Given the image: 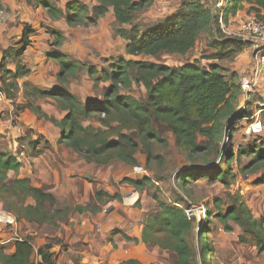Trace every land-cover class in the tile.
Wrapping results in <instances>:
<instances>
[{"label":"trees","instance_id":"trees-1","mask_svg":"<svg viewBox=\"0 0 264 264\" xmlns=\"http://www.w3.org/2000/svg\"><path fill=\"white\" fill-rule=\"evenodd\" d=\"M94 1L91 16H88L87 5L77 0L67 2L63 8L49 0H32L30 6L43 9L51 20H63L69 27L94 25L111 10L117 25L114 33L126 43L127 56L154 57L163 52L184 56L199 41L200 59L211 63L207 67L199 66L196 62L169 67L119 58L111 63L109 72L99 73L93 67L87 68L93 88L100 81L109 83L99 99L90 98L82 103L65 87L59 86L58 89L47 92L26 82L21 87L23 101L14 106L15 113L28 110L38 120L57 127L60 131L58 144L65 145L86 163L103 166L117 160L129 167L138 164L136 155L139 148L146 156L151 157L152 144L164 143L161 138L162 130L171 134L175 146L189 153L199 154L214 147L221 139L222 132L233 121L245 117L248 119L249 114L245 108L238 106L241 90L235 83L237 74L212 62L232 61L248 47V43L242 39L222 32L220 16L222 26L228 30V18L242 10V3H247L250 5L247 13L253 14L264 24V14H261L264 0H228L215 13L200 0H176L178 8L175 13L145 30L134 24L135 15L151 6L153 0ZM31 31L24 27V37L20 40L19 47L10 53L9 60L15 64V69L11 71L6 68L5 56L0 62V93L5 100H15L20 90L18 82L29 74V70L18 63V58L29 46L25 34ZM45 31L56 47L66 40L53 29L45 28ZM46 57L58 66L56 77L62 83L68 82L67 79L79 69L78 65L57 52H49ZM132 83H140L144 87L143 102L120 93L121 88L128 89ZM39 99L53 101L65 115L61 120H56L43 113L35 104ZM228 118L229 121H226ZM84 122L90 124L84 126ZM198 138L206 139V143H199ZM228 139L227 144L222 147V168H207L193 173L179 171L175 175V182L181 186L199 180L219 182L228 190L235 179L230 163L239 162L241 156L245 155L249 162L245 166H238L237 173L245 176L248 172H259L254 184H264V137L258 139V145L244 151L238 149L235 153L231 134ZM34 144L30 143L32 147ZM20 167L21 164L13 155L0 153V208H4L14 218L15 225L24 223L56 227L70 214H95L101 211L100 205L104 202L121 200L118 194L110 195L99 189L94 194V205L62 206L53 194L33 187L29 179L13 178L8 181L7 173H17ZM121 182L138 192L144 186L154 185L147 176L140 179L125 177ZM151 198L156 202L158 210L142 217L140 238L130 239L124 236L125 239L134 244H150L160 250L170 251L176 256L175 264H194L189 244L195 239L199 260L203 264L207 252H212L208 242L211 228L207 217L210 212L206 209L205 217L196 222L195 218L186 217L182 202L168 204L155 193L151 194ZM226 200V204L220 199L213 201L216 209L214 219L226 233L232 231L229 222L234 223L241 231L238 241L252 244L258 255L264 253V219L253 218L238 192H227ZM139 201L135 202L134 207L139 206ZM222 206L226 207L222 209ZM34 241L30 235L23 238L16 235L14 252L7 255L0 251V264H56V256L51 248L60 244V240L51 238L44 243ZM99 264L110 263L106 257ZM118 264L141 263L136 259H129Z\"/></svg>","mask_w":264,"mask_h":264},{"label":"rangeland","instance_id":"rangeland-1","mask_svg":"<svg viewBox=\"0 0 264 264\" xmlns=\"http://www.w3.org/2000/svg\"><path fill=\"white\" fill-rule=\"evenodd\" d=\"M49 1L52 2V4H56L60 8H63L67 2L73 0ZM77 1L87 5L88 16H91V9L95 5V1ZM172 2L173 1L171 0H153L151 6L136 13L134 24L141 30L149 29L150 27L158 24L161 16L163 15L161 11H163L165 7L167 9H171L174 6ZM45 17L50 20V26H47L46 23H40V25H38L35 29L42 30L43 32H45V28L53 29L66 38L61 45L56 47L53 45V39L46 34L49 37L46 45L47 53L57 52L66 56L68 60L79 66L76 74L69 77L67 79L68 82L66 83L58 81L55 76L56 86L65 87L67 90L74 93V95L78 96L80 100L83 98L97 100L101 97L104 89L109 86V83L100 81L97 87L93 88L91 78L87 75V68L93 67L99 73L102 71L109 72L111 71V63L115 62L119 58L124 60L150 62L169 67H180L184 64L193 62H196L199 66L205 65V67L209 64L207 61L200 59L199 41L189 56H179L165 52L154 57L137 56L131 58L127 56L125 53L126 43L114 33L117 25L114 22L111 10H109L108 13L94 25L85 24L69 27L63 20L53 21L47 14ZM123 27L128 29V26ZM31 28L32 25H30V29ZM11 46L14 48L16 45L12 42L8 44V49H6L8 52L9 50H13L11 49ZM250 50L252 53L253 48ZM30 53H32V56H35L34 51H30ZM53 65H55L58 69L55 62H53ZM241 77L247 76L243 74ZM238 79L241 82V78L237 75L235 79L236 84L238 83ZM251 87H253V85H251ZM120 93L131 96L140 102L145 100V89L140 83H132L131 87L128 89L121 88ZM52 104L56 106L54 102H52ZM238 106L241 109L245 108L246 112L249 114L247 115L248 119L233 121L231 126L225 128L224 132H222L221 139H219L215 143L214 147H211L207 152L199 154L189 153L184 149L175 146L171 134L162 130L161 138L164 143L152 144L151 157H148V155L146 156V154L142 152L141 148L138 149L136 155L138 161L136 166L140 165L144 167L147 172V177L154 182V185L150 182L153 185L152 187H150V185L144 186L142 191L138 192V198L134 200L133 205L130 206V209H132L133 212L132 216L134 217L139 215L140 212L144 211V213L139 215L142 219L143 216L149 215L158 210L156 202L151 198L152 193H155L162 201L168 204L182 202L181 206L184 209H188L191 206H202L205 210L207 209L210 212V215L207 218L211 228L208 235V242L212 252H207L205 258L203 259V264H264V253L258 255L252 244H242L238 241V236L241 234V231L234 223L229 222L232 231L230 233H226L222 230L218 221L213 217V214L216 212L213 201L215 199H220L224 201V204H226V193L238 192L245 201L246 205L249 207L253 218L264 219V184H254L255 180L259 176V172H248L245 176H241L237 173L238 166H245L249 162V158L247 156L242 155L239 162L236 163L235 161H232L230 163V168L232 169L233 174H235V179L228 190H226L219 182L199 180L189 184L185 183L182 186L181 184L175 182V175L179 171L193 173L206 170L207 168H222V147L227 144L230 134L234 153L238 149L244 151L246 148L254 147L259 144L258 139L264 137V83L261 86L252 89L249 93L245 94L241 92ZM14 114V111L8 114V117L12 118V120L9 121L12 124L14 123ZM0 119H2V117H0ZM256 120L261 122L263 128L262 133L257 136L247 133L249 125L254 123ZM226 121H229V118ZM225 123L226 122H224V124ZM88 124L90 123H83L84 126ZM92 125L97 126L95 123H92ZM38 141H40L43 146L46 145L41 139ZM198 142L205 144L206 139L198 138ZM37 144L38 143H35L33 147L35 148ZM30 147L33 148L31 145ZM35 149L32 151H36ZM32 151H30V155H33ZM78 159L81 160L82 158L78 156ZM97 167L100 174L98 179L95 181L96 183H99L98 188L100 190H103L102 187L106 184H113L120 179L122 181L125 176L133 179L143 178L141 175L134 174L133 167L126 166L117 160H113L107 165H99ZM121 181L120 183H122ZM137 200H140L139 206L134 207ZM108 202L110 201H107V203ZM129 202L130 201L126 202L124 208L129 206ZM225 207L226 206H222L221 208L224 209ZM0 213H5L3 208H0ZM5 214L11 216L9 213ZM118 215L121 216V212H119ZM65 222L66 219L63 222H60L56 227L47 225H26L20 223L17 225L15 232L20 238L30 235L33 238V241L35 240V243H37L36 241H42L44 239L48 240V236L50 234H54L56 239H58L57 237L65 239L68 236L65 228L62 227ZM10 228L12 227L6 225V223L0 219V241H2V238L5 236L13 235L9 231ZM6 233L8 234L6 235ZM189 245L195 260L194 264H201L196 240L192 239ZM5 248L8 247L0 246V251H4ZM163 251L164 250H162V252ZM75 257L77 260H81L79 255H75ZM174 261L175 259H167L164 260V263L175 264ZM72 262L73 264H80L81 261L77 262L76 259H73Z\"/></svg>","mask_w":264,"mask_h":264},{"label":"crops","instance_id":"crops-1","mask_svg":"<svg viewBox=\"0 0 264 264\" xmlns=\"http://www.w3.org/2000/svg\"><path fill=\"white\" fill-rule=\"evenodd\" d=\"M171 1H173L174 6L171 9L165 7L161 11L163 15L160 22L176 12L178 2L176 0ZM200 1L209 7L213 13L216 12L215 0ZM31 2L32 0H0V8L4 11L0 20V62L5 56L8 70L13 71L15 69V64L9 60V56L10 53L12 54L11 51L19 47V42L24 37V27L30 29V25H32L31 30H33L31 33L25 34L29 40V46L18 58V63L28 69L29 74L18 82L20 90L14 101L5 100L0 93V117H2L0 119V153H10L21 164L17 173L11 171L7 173L8 181L13 178L29 179L33 187L53 194L62 206L86 207L92 203L94 205V194L99 189V183L95 181L100 174L97 166L78 159L72 150L63 144H58L59 129L49 122L38 120L28 110L15 113L14 123L9 122L12 118H9L8 114L14 111L15 105L23 101L21 87L24 83L30 82L47 92L59 87L55 83L58 69L53 65L52 60L46 57V45L49 37L46 35V31L35 29L40 23H46L47 26H50V20L45 17L46 14L43 9L32 8ZM242 6V10L228 18L226 24L228 30L236 31L243 21L254 16L247 13L250 5L242 3ZM261 14H264V10L261 11ZM11 42L16 46L14 48L11 46L13 50L4 53ZM30 51H34L35 56H32ZM191 52L184 56H189ZM251 56V50L247 47L232 61H215L212 63L235 72L241 78V82L238 79L237 85L241 92L246 94L264 83V68L259 71L255 78L253 76ZM243 74L247 77H241ZM242 80L253 85L249 92L242 89ZM72 94L74 95V93ZM75 97L82 103H86V100L90 99L83 98L80 100L78 96L75 95ZM52 102L49 99H39L35 104L40 107L43 113L54 117L56 120H61L65 112L60 111ZM39 139L46 145L43 146L38 141ZM31 142L38 143L36 149L30 147ZM34 149L36 151H32ZM30 151L33 155H30ZM120 181L121 179L102 187L103 191L110 195L118 194L121 198L120 201L104 202L100 205L101 211L95 214L83 212L69 215L62 225L68 235L67 238L57 237L60 244L51 248V252L56 256V264H73V259H76L77 262L81 261L80 264H99L106 257L110 264H118L129 259H136L141 264H165L164 260H176L175 254L170 251L164 250L162 252L156 246L142 243L134 244L125 239V237L140 238L142 226L139 215L144 211L140 212L139 215L132 216L133 212L130 206L138 198V191L120 183ZM128 201H130L129 206L124 208ZM119 212H121V216L118 215ZM16 228L17 225L10 228L9 231L13 235L5 236L0 241V246L8 247L4 251L2 250L7 255L14 252ZM48 237L51 239L56 236L50 234ZM45 241L44 239L36 242L44 243ZM75 255H79L81 260H77Z\"/></svg>","mask_w":264,"mask_h":264},{"label":"built area","instance_id":"built-area-1","mask_svg":"<svg viewBox=\"0 0 264 264\" xmlns=\"http://www.w3.org/2000/svg\"><path fill=\"white\" fill-rule=\"evenodd\" d=\"M228 0H215L214 8L215 10H220L223 8ZM4 14V11L0 8V20ZM219 23L222 27V32L226 35L236 36L246 43H248V47L252 51V57H251V66H252V72L253 76H255L259 73L260 70L264 68V24L255 16H252L245 21H243L238 29L236 31H229L226 30L222 26L221 22V16L219 19ZM242 89L244 91L249 92L251 90V84L248 82L242 80ZM262 124L260 121L256 120L254 123H251L249 125V128L247 129V133H251L253 135H260L262 133ZM133 172L135 175H141V176H147V172L144 169L143 166H135L133 167ZM157 185V184H156ZM185 215L188 219L191 217L195 218L197 222H199L201 219L205 217V209L202 206H191L188 209H184ZM3 214V221L7 225L16 226L14 223V218L12 216H9L5 213Z\"/></svg>","mask_w":264,"mask_h":264},{"label":"bare ground","instance_id":"bare-ground-1","mask_svg":"<svg viewBox=\"0 0 264 264\" xmlns=\"http://www.w3.org/2000/svg\"><path fill=\"white\" fill-rule=\"evenodd\" d=\"M0 219H3V215L0 214Z\"/></svg>","mask_w":264,"mask_h":264},{"label":"water","instance_id":"water-1","mask_svg":"<svg viewBox=\"0 0 264 264\" xmlns=\"http://www.w3.org/2000/svg\"><path fill=\"white\" fill-rule=\"evenodd\" d=\"M3 211L5 212V213H8V212H6V210L3 208Z\"/></svg>","mask_w":264,"mask_h":264}]
</instances>
